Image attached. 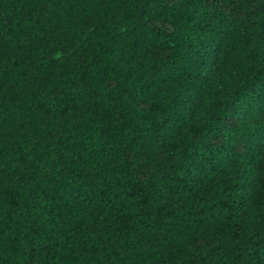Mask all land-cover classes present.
I'll return each mask as SVG.
<instances>
[{
  "label": "trees",
  "instance_id": "obj_1",
  "mask_svg": "<svg viewBox=\"0 0 264 264\" xmlns=\"http://www.w3.org/2000/svg\"><path fill=\"white\" fill-rule=\"evenodd\" d=\"M0 264H264V0H0Z\"/></svg>",
  "mask_w": 264,
  "mask_h": 264
}]
</instances>
